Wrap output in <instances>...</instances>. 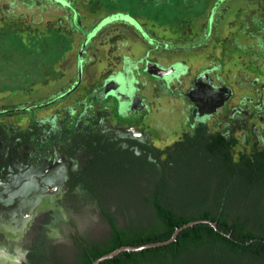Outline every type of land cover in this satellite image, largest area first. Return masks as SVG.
<instances>
[{"label":"flooded vegetation","instance_id":"flooded-vegetation-1","mask_svg":"<svg viewBox=\"0 0 264 264\" xmlns=\"http://www.w3.org/2000/svg\"><path fill=\"white\" fill-rule=\"evenodd\" d=\"M75 1L78 0L68 2L55 0L62 7L69 8L72 14L76 13V7L73 5ZM92 1L90 0V3H93ZM159 1L156 0V2ZM202 1L205 2V0ZM152 2L154 1L148 0L146 4L144 2L140 9L143 11ZM230 2L231 0L229 2L215 0L213 5L207 8L205 30L190 39V41L197 40L198 43L190 44V47L185 49L159 43L157 40L159 37L155 35L151 37L146 31L150 30V27L137 21V18L128 17L130 15L126 13L125 16L135 23L139 33L148 38V43H156L157 48L153 49L152 56L156 59L155 62L143 55L141 60L137 61V59L135 63L133 59L136 58L126 56L117 61L120 62L122 71L114 75L109 74L103 84L97 85L98 78L89 83L84 81L87 58L81 52L77 56L78 76L71 87L49 101L6 110L12 111L11 113L17 110L28 112L31 120L25 127H8L5 123H0V185L5 189L10 188L6 191L7 194L22 196L25 193L26 199H33L37 195L40 199H37V202L44 205L36 214L31 212L0 214V222H2L0 234L3 236L0 243L8 240L7 235L14 233L21 225L18 222L23 219L26 223L21 233L33 239L31 244L36 243L35 246L24 247L25 249L20 246L21 252L24 253L20 264H46V259L50 255L53 258V264H68L58 253L64 247L68 235L64 224L72 225L76 222L80 228V219L85 215L82 210L91 203L96 205L99 212L107 219L113 212L118 218L115 208H111L108 197L103 193V184L98 183L97 170L99 167L108 165L107 163L121 164L127 169L126 171H135L143 180L142 187H146L150 184V180L145 178V173H150L155 182L165 176L171 182L174 181L178 174V159L175 155L177 150L182 146L191 148L194 142L200 141L206 146L215 136L222 135L229 143L227 147L235 162L239 161L242 155L253 158L257 152L264 151V80L261 78V76L264 77V73L259 71L258 76H254L251 81L253 90L259 94V98L247 95L233 105L231 100L235 97L234 91L226 87V80L222 75L227 66L226 46L234 38L241 39L244 34L247 37L253 34L247 31V34L245 31L242 32L243 22L235 21L234 24H230L232 26L227 24L228 29H235L233 32H226L225 29L220 28L223 9L228 8L226 5ZM114 7L117 6L114 4L108 6L110 9ZM231 7L234 11L240 8L236 5ZM113 16L103 18V21L101 20L89 31V42L101 26L105 27L115 22L111 21ZM12 24L17 28V23ZM258 26L264 31L263 22L260 21ZM10 28L13 26L10 25ZM4 30L0 28V38L11 41V34ZM214 33H217L218 37L212 38ZM244 48L248 50L247 46ZM146 61H148L146 69L153 75L143 74L150 79L151 83H154L153 80L163 79L169 91L172 92L171 84L166 81L178 69L183 68L182 72L186 73L189 85L187 91L180 93L187 111L174 107L167 113L170 115L166 117L167 120L172 117L177 120L175 115L179 114L183 118L178 120L182 125L187 126L174 144L163 149H159L153 143L154 133L152 134L147 126L155 119L158 124L163 122L159 118V115L163 113L160 100L156 96L155 99L149 100L151 101L149 104L145 102L143 93H138L140 85H147L148 82L137 75L136 69L141 66L140 62ZM158 61L175 64L164 68ZM178 62L186 64L182 66ZM115 65L119 66L116 63ZM215 70L214 76L211 73ZM136 76L139 78L136 79ZM140 78H142L141 84ZM151 86L154 88L156 84ZM172 94L173 99H176L175 91ZM65 101H68L67 106L58 108L56 112L38 116L40 111ZM106 102H109V105ZM98 103L101 107L97 105ZM130 105H133L131 109L128 108ZM140 105L141 108H138ZM228 108L229 112L226 113ZM224 114H227L232 126L228 127L227 121L224 122L223 119L218 120ZM214 120L218 125L216 129L213 127ZM238 131L241 132V137L237 135ZM240 144L246 147L236 149ZM151 187H154L153 183ZM118 225L122 227L119 222ZM111 229L110 225L107 240L111 237ZM49 237H53L51 239L57 237V239L48 242ZM74 238L78 244V256L73 264H79L80 253L84 246H93L98 242L89 243L86 237H81L78 232Z\"/></svg>","mask_w":264,"mask_h":264},{"label":"rangeland","instance_id":"rangeland-1","mask_svg":"<svg viewBox=\"0 0 264 264\" xmlns=\"http://www.w3.org/2000/svg\"><path fill=\"white\" fill-rule=\"evenodd\" d=\"M152 1L154 2L142 11L141 5L144 2L146 4L148 0H93V3H90V0H78L73 4L76 7V13L72 14L69 8L62 7L55 0H0V28L9 32L10 38H12L11 41L0 38V113H2L0 114V123H5L8 127L27 126L31 120L28 112L17 110L15 113H11L12 111L6 110L49 101L71 87L78 76L77 56L81 52L87 58L84 81L89 83L98 78L97 85L103 84L109 74L114 75L122 71L121 64L117 61L126 56L136 58L133 59L135 63H137V59V61L141 60L143 55L155 62L156 59L152 56L154 55L153 49L157 48L156 43H148V38L139 33L135 23L125 16L126 13H129L128 17L137 18V21L150 27V30L146 31L151 37L154 35L159 37L157 38L159 43L185 49L190 47V44L198 43L197 40L190 41V39L205 30L207 22L205 14L208 11L207 8L213 5L215 0H205V2L202 0ZM41 3L42 5H40ZM110 4L117 7L110 9L108 8ZM233 5L240 6V8L234 11L231 7ZM226 6L228 8L223 9L220 28L225 29L226 32H233L235 29H228L226 25L234 24L235 21L243 22L242 32L253 33L249 37L244 34L241 39L238 38L239 40L234 38L226 46L225 61L227 66L222 75L226 80V87L232 88L234 91L235 97L231 100V105H233L247 95L259 98V94L253 90L251 81L254 76H258L259 71L264 73V31L258 26L260 21L264 24V0H231ZM109 15H114L111 21L115 22L107 24L105 27L97 26L100 28L89 42V31ZM12 23H17V28ZM10 25L13 28H10ZM216 37L218 35L214 33L212 38ZM244 46H247L248 50ZM147 62H140L141 66L136 69L137 75L148 82L147 85H142V78H140L141 88L138 93H143V97L146 98L145 102L149 104H151L149 100L155 99L156 96L160 100L163 113L159 115V118L163 122L158 124L155 119L152 124L149 123L147 126L151 129L152 134L154 133L153 143L159 149H163L174 144L187 126L182 125L178 120L183 118L179 114L175 115L177 120H174L173 117L167 120L166 117L170 115L167 113L174 107L181 111L182 109L187 111L180 93L187 91L189 85L186 73L182 72L183 68L172 74L166 83L169 82L172 92L175 91L177 97L173 99V94L163 79L161 81L153 80L154 83H151L150 79L143 74L153 75L146 69ZM159 63L164 68L175 64L168 61ZM178 63L182 66L186 64L185 62ZM211 74L215 76L216 70ZM138 76L136 79L139 78ZM261 78L264 80V77L261 76ZM154 84L156 86L153 88L151 85ZM68 101L60 102L40 111L38 116L56 112L58 108L67 106ZM140 102L143 101L140 100ZM174 103L176 104L174 105ZM106 104L109 105V102ZM97 105L101 107L99 103ZM131 106L133 105L128 108L131 109ZM138 108H141V105ZM162 108L164 109L162 110ZM225 112L228 113L229 108ZM227 117V114H224L218 120L223 119L224 122L227 121L228 127L232 126V122L228 121ZM111 118L114 119V117ZM184 121L187 122V120ZM217 126V121H215L214 129ZM237 135L241 137V132L238 131ZM245 147L240 144L236 149ZM247 149L249 148L247 147ZM107 164L104 167H99L97 178L98 183L100 182L104 186L103 193L108 197L109 205L116 210L119 224L126 227L128 220L133 218L138 219L141 227L149 223L150 220L145 221L147 219H144L146 213L142 206L143 195L141 192L143 180L139 178V174L127 172V169L121 164ZM179 168L184 169L185 172L178 169L173 186L179 188V190L176 189L178 191L176 200L186 201L188 198L183 192L188 191L182 185H187L190 191L192 186L197 185L198 182L203 183L205 180L195 168ZM207 208L211 209L212 207L208 205L203 209ZM176 210L188 212V210L182 211L177 208ZM197 210L193 209L189 212L195 213ZM82 212L85 215L80 219V228L76 222L72 225L64 224L68 235L64 247L58 253L68 264L75 263L78 256V244L74 238L77 232L81 237H86L85 239L89 243H103L110 233L108 219L99 212L96 205L91 203V205L85 206ZM73 231H75L74 234ZM51 238L53 237H49L50 241L48 242L57 239V237ZM35 245L36 243H32V246ZM45 263L53 264L51 255L47 257ZM151 264L167 263L155 262Z\"/></svg>","mask_w":264,"mask_h":264},{"label":"trees","instance_id":"trees-1","mask_svg":"<svg viewBox=\"0 0 264 264\" xmlns=\"http://www.w3.org/2000/svg\"><path fill=\"white\" fill-rule=\"evenodd\" d=\"M228 145L222 135H217L206 146L198 141L191 148L177 150L178 169L184 173L179 167L195 168L205 180L190 191L182 185L188 191L183 192L186 201L176 200L179 188L173 186L174 181L165 176L155 182L145 173L150 184L141 187L142 206L149 223L141 227L133 218L126 227H120L113 212L108 215L111 237L106 243L84 246L79 264H91L122 246L166 241L176 228L202 219L216 221L218 229L198 223L182 230L168 245L124 251L100 264H264V151L253 158L242 155L235 162ZM208 205L212 208L203 209ZM193 209L198 210L190 213Z\"/></svg>","mask_w":264,"mask_h":264},{"label":"water","instance_id":"water-1","mask_svg":"<svg viewBox=\"0 0 264 264\" xmlns=\"http://www.w3.org/2000/svg\"><path fill=\"white\" fill-rule=\"evenodd\" d=\"M8 190H10V188L5 189L4 186L0 185V214H4V215H9V214H14V213L28 214L30 212L32 214H36V213H39L40 210L44 206L43 204H40L37 202V199H39V198H37V195H35V198L33 197V199H30V198L26 199L25 193L22 194V196L12 195L11 193L10 194L6 193V191H8ZM16 190H19V189H16ZM29 199L31 200V204L28 206V204L30 203V202H28ZM198 223H208L211 226H213L214 228L218 229V223L216 221H212L209 219L194 220V221H191L189 223L182 225L181 227L176 228L172 237L166 241L156 242V243H148V244H144V245H140V246H131V245L122 246V247L115 249L114 251H112L110 253H107V254L102 255L101 257L95 259L91 264H100L101 262H103L105 260L114 258L115 256L119 255L121 252H124V251H128V252L142 251V250L148 249V248H154V247L156 248L159 246L168 245V244L177 240L178 235L180 234V232L182 230H184L187 227L194 226L195 224H198ZM1 237H3V236L1 235ZM1 245L3 246L2 251H3V257H4L3 258L4 261H1V263H3V264H16V263L20 264L22 262V260L24 258V253L21 252V250H22L21 248H20V251L14 252V251H8L6 248H4L5 245H3L2 243H1Z\"/></svg>","mask_w":264,"mask_h":264},{"label":"bare ground","instance_id":"bare-ground-1","mask_svg":"<svg viewBox=\"0 0 264 264\" xmlns=\"http://www.w3.org/2000/svg\"><path fill=\"white\" fill-rule=\"evenodd\" d=\"M28 202H30V199ZM30 204H31V202L28 204V206ZM0 223H2V222H0ZM18 223H20L21 225L19 227H17L16 231L14 233H12L10 236L7 235L8 240H6L5 242L1 241V243L3 245H5L4 248H6L8 251H20L21 247H23L22 249H25L24 247L28 248L32 245L31 242H33L32 241L33 239H31L30 236L27 237L21 233V231H23V228H24L23 226H25V223H26L25 220L23 219L22 221H19ZM0 239H2V237H0ZM1 243H0V246H2ZM18 247H20V248H18ZM2 248H3V246H2ZM3 258H4L3 257V251H2V249H0V264H3V263H1V261H4Z\"/></svg>","mask_w":264,"mask_h":264}]
</instances>
